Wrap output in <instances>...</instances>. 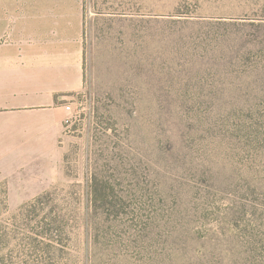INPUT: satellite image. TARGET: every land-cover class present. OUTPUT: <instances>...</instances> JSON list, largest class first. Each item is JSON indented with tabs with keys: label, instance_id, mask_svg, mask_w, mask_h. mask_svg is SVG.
Instances as JSON below:
<instances>
[{
	"label": "rangeland",
	"instance_id": "1",
	"mask_svg": "<svg viewBox=\"0 0 264 264\" xmlns=\"http://www.w3.org/2000/svg\"><path fill=\"white\" fill-rule=\"evenodd\" d=\"M79 3L83 89L41 185L0 182V264H264V0Z\"/></svg>",
	"mask_w": 264,
	"mask_h": 264
},
{
	"label": "crops",
	"instance_id": "2",
	"mask_svg": "<svg viewBox=\"0 0 264 264\" xmlns=\"http://www.w3.org/2000/svg\"><path fill=\"white\" fill-rule=\"evenodd\" d=\"M3 1L0 160L8 158L12 170L0 169V182L40 186L47 177L43 170L52 171L61 160L58 143L64 106L73 104L83 89L81 4L79 0Z\"/></svg>",
	"mask_w": 264,
	"mask_h": 264
},
{
	"label": "built area",
	"instance_id": "3",
	"mask_svg": "<svg viewBox=\"0 0 264 264\" xmlns=\"http://www.w3.org/2000/svg\"><path fill=\"white\" fill-rule=\"evenodd\" d=\"M64 109H65V111L70 112L71 111V105L65 104Z\"/></svg>",
	"mask_w": 264,
	"mask_h": 264
}]
</instances>
